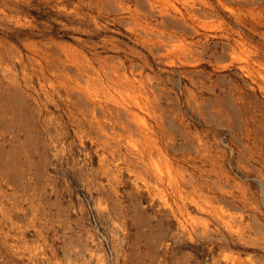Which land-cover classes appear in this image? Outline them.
<instances>
[{
    "label": "rangeland",
    "instance_id": "rangeland-1",
    "mask_svg": "<svg viewBox=\"0 0 264 264\" xmlns=\"http://www.w3.org/2000/svg\"><path fill=\"white\" fill-rule=\"evenodd\" d=\"M0 264H264V0H0Z\"/></svg>",
    "mask_w": 264,
    "mask_h": 264
},
{
    "label": "trees",
    "instance_id": "trees-1",
    "mask_svg": "<svg viewBox=\"0 0 264 264\" xmlns=\"http://www.w3.org/2000/svg\"><path fill=\"white\" fill-rule=\"evenodd\" d=\"M23 12L29 13V14H34V12L32 10H26V8L23 10ZM43 19L45 16H41ZM17 37L19 36H14L15 39H18Z\"/></svg>",
    "mask_w": 264,
    "mask_h": 264
}]
</instances>
